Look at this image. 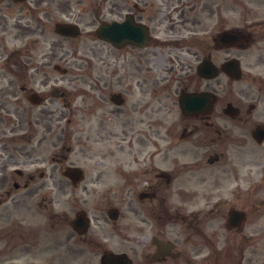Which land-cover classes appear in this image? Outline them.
I'll return each instance as SVG.
<instances>
[{
	"label": "flooded vegetation",
	"instance_id": "obj_1",
	"mask_svg": "<svg viewBox=\"0 0 264 264\" xmlns=\"http://www.w3.org/2000/svg\"><path fill=\"white\" fill-rule=\"evenodd\" d=\"M240 20L231 0H0V122L18 141L0 144V264H215L216 222L264 196V16ZM72 167L110 186L83 233L84 198L22 208Z\"/></svg>",
	"mask_w": 264,
	"mask_h": 264
},
{
	"label": "rangeland",
	"instance_id": "obj_2",
	"mask_svg": "<svg viewBox=\"0 0 264 264\" xmlns=\"http://www.w3.org/2000/svg\"><path fill=\"white\" fill-rule=\"evenodd\" d=\"M260 0H231L232 4V18H233V27L240 26V18L242 17H261L264 15H261L260 10ZM14 121L8 120L6 121L5 129L7 135H4L1 133L0 137V143L1 144H7L8 147L14 146L18 143L15 136L9 135V127ZM1 126L4 127V124L1 122ZM7 147V148H8ZM0 154L2 155L3 152L0 150ZM255 159H262L264 160V153H258L255 155ZM16 166H9L6 170L7 173L11 172ZM9 183V182H8ZM4 185L5 183H2V180H0V195H4ZM19 185L21 186L19 191H16L17 194H23L25 197H27L30 193L28 189L23 188V182H19ZM36 186H32L34 188ZM68 187L67 185L63 186H55L53 189V186L46 188H41L38 193L35 195H32L26 203L23 204L22 208H28L31 210H36L39 208H42V199L46 198L48 200L51 198L53 202V207L56 210H63L67 207L66 203V195L68 194ZM82 184L76 188L72 189V195L73 200L72 203L78 202L81 198H87V205L83 206L86 208L87 212H89L91 209L104 207L103 203H106V201L110 200L111 197L106 194L102 198H98V200L93 201L92 196H95L93 192H96L97 190L101 188H96L95 186H87L88 189L92 192H90L88 195H85L86 193L82 190ZM109 186H103V189L107 188ZM11 188V185L8 187V189ZM94 190V191H93ZM4 197V196H2ZM46 203V201H44ZM99 206V207H98ZM5 208V205H2L0 207V215L2 214L3 209ZM261 217V216H260ZM253 225H257V223H252L251 225L247 226L246 231L243 233L247 236V241H242L241 236L239 234H235V232H227L226 230L222 231L221 233L217 234V238H221V240L227 239L230 244L232 243L233 251L231 253L232 257L231 259H228L229 253L231 251L230 244H227V246L222 250V255L220 258L217 259V264H264V228L263 232L253 233L250 232V228ZM6 232V230H3V224L0 223V238L1 236ZM218 232V231H217ZM224 232V233H223ZM226 237V238H225ZM241 242V243H240ZM224 241L222 243H219L216 246H223ZM228 243V242H227ZM234 244L236 246H234ZM245 245V246H244ZM245 248V252L243 253L244 260L240 262L239 254L241 251H243ZM1 251V249H0ZM62 250L61 252H63ZM49 255V254H48ZM45 257H47L45 255ZM74 256L69 257L67 260L71 261ZM87 258H90V255H88ZM41 260V259H40ZM35 261H37L36 258H33V256H25L24 258L18 260L17 262L11 263V264H33ZM42 261V260H41ZM75 264H81L82 260L79 257H76ZM90 264H96L95 259H93L92 262H89Z\"/></svg>",
	"mask_w": 264,
	"mask_h": 264
},
{
	"label": "water",
	"instance_id": "obj_3",
	"mask_svg": "<svg viewBox=\"0 0 264 264\" xmlns=\"http://www.w3.org/2000/svg\"><path fill=\"white\" fill-rule=\"evenodd\" d=\"M235 218V217H234Z\"/></svg>",
	"mask_w": 264,
	"mask_h": 264
}]
</instances>
